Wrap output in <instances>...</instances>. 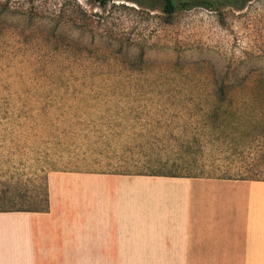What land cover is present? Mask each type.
Segmentation results:
<instances>
[{
	"label": "rangeland",
	"instance_id": "374dc122",
	"mask_svg": "<svg viewBox=\"0 0 264 264\" xmlns=\"http://www.w3.org/2000/svg\"><path fill=\"white\" fill-rule=\"evenodd\" d=\"M140 1L0 0L1 210L58 172L264 179V0Z\"/></svg>",
	"mask_w": 264,
	"mask_h": 264
},
{
	"label": "crops",
	"instance_id": "0c3cea01",
	"mask_svg": "<svg viewBox=\"0 0 264 264\" xmlns=\"http://www.w3.org/2000/svg\"><path fill=\"white\" fill-rule=\"evenodd\" d=\"M0 209V264H264V179L58 172Z\"/></svg>",
	"mask_w": 264,
	"mask_h": 264
},
{
	"label": "trees",
	"instance_id": "16d2710c",
	"mask_svg": "<svg viewBox=\"0 0 264 264\" xmlns=\"http://www.w3.org/2000/svg\"><path fill=\"white\" fill-rule=\"evenodd\" d=\"M90 2H94L97 3L100 6H105L107 3H109L111 0H89ZM137 4L139 5H143V2H141L140 0H134ZM215 2H217L216 0H202L199 3L202 5H206L208 7H210L212 4H214ZM232 2V1H231ZM230 2V3H231ZM146 3V2H145ZM161 10L167 14V16H171L179 6L181 5H187L189 4L188 0H161ZM147 7L149 8H153L152 6H150L149 4H146ZM221 90V87H220ZM46 204L45 207L43 209H12V210H22V211H46L48 209V197L46 195Z\"/></svg>",
	"mask_w": 264,
	"mask_h": 264
},
{
	"label": "flooded vegetation",
	"instance_id": "af4514ba",
	"mask_svg": "<svg viewBox=\"0 0 264 264\" xmlns=\"http://www.w3.org/2000/svg\"><path fill=\"white\" fill-rule=\"evenodd\" d=\"M249 1L250 0H247L246 2H249ZM230 4H231V6H236L237 7V5L234 2H231Z\"/></svg>",
	"mask_w": 264,
	"mask_h": 264
}]
</instances>
